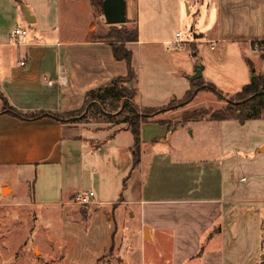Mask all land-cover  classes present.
<instances>
[{"label":"crops","instance_id":"0c3cea01","mask_svg":"<svg viewBox=\"0 0 264 264\" xmlns=\"http://www.w3.org/2000/svg\"><path fill=\"white\" fill-rule=\"evenodd\" d=\"M169 1L177 9L187 0ZM139 2L125 0L129 23L137 20ZM205 9L204 23L191 40L182 35L181 48L174 45L179 31L141 38L138 28L137 41L125 45L139 108H159L186 94L195 63L186 49L206 59L201 78L220 92L219 82L227 75L221 70L230 69L228 45L248 44L259 54L251 43L264 35V0H209ZM24 11L32 23L25 21ZM101 18L89 0H0V196L5 185L4 198L21 195L30 205L58 214L60 245L67 249L64 264L86 263L109 251L120 258L109 264H263L264 163L259 159L264 138L248 150L232 137L233 129L250 121L202 119L171 128L159 121L178 120L190 109L157 115L139 125V162L133 169L128 127L113 131L1 113L4 103L23 115L72 113L81 109L87 92L124 77V62L114 60L108 43L95 39L104 30ZM15 28L26 31L18 45L10 39ZM240 68L236 90L252 75L249 66ZM201 123L214 130L215 159H187L193 145L186 140L195 137L190 128ZM89 192L94 204L81 207L92 212L84 224L74 198ZM128 218L137 220L133 245L125 239Z\"/></svg>","mask_w":264,"mask_h":264},{"label":"rangeland","instance_id":"374dc122","mask_svg":"<svg viewBox=\"0 0 264 264\" xmlns=\"http://www.w3.org/2000/svg\"><path fill=\"white\" fill-rule=\"evenodd\" d=\"M208 1L209 0H197V2L193 4L189 3L187 0L183 1L182 4L180 3L177 9H174L173 3L169 0H140L138 4L137 20L134 22V25L137 26L141 38H147L148 35L151 38H162L168 32L171 33L170 36H172L175 31H179L184 38L191 40L192 32L200 29L206 19L205 8L208 5ZM201 4L203 5L201 6ZM198 11H200L199 16L197 15ZM132 12H135L134 6L132 7ZM105 24L102 26L104 30L103 32L100 31L101 34L106 30ZM6 30L8 29L6 28L5 31ZM233 45L238 49L232 45H228V52L230 53L228 54V60L225 61L230 69L228 71L221 70L223 74L229 75V78L225 75L224 80L219 82L218 87L222 89L223 93H221L226 97L222 96L218 98L211 92L202 90L198 92L189 105L167 113H174L185 108L190 109L189 111L194 113L196 111L208 109L219 110L225 107L230 97L241 89V87L238 90L235 89L237 84H234V81L237 82L240 78V66L245 65V67H248L246 62L248 59L253 65L252 70L255 71V74L264 75V60L258 56L259 54L257 55V53L250 51L251 49H248V44L234 43ZM216 46L217 49H220V45ZM184 51H186L190 59L195 62L193 68L198 65L203 66L204 61L207 62L203 56L202 58H204V60L199 56L193 57L189 49ZM217 53H219V51L212 52L211 55L215 56ZM240 53L243 59H240ZM244 57L247 60H244ZM249 79H251V75ZM167 113L160 114V116ZM92 115L90 113H85L80 120L85 122L84 124L101 127L102 129H112L113 131L128 127L127 124L119 123L117 116H108L107 113H101L99 116L95 115L96 118H94ZM186 115L178 120L162 121H165L169 127L176 128L178 125L183 126L189 122L182 121V118ZM204 119L207 118L205 117ZM249 123L250 124H246L242 128L238 126L232 131L233 140H235L236 143H246L244 146L246 149L250 148L252 143L264 138V120H252ZM206 125V123L195 124L190 128L191 130L195 128V137L186 140V143L193 145V148L190 147V150H188L189 152L186 153L188 156L187 159L193 158L195 160L207 161L217 157L213 152L214 148L217 147L213 140L215 135V133H213L214 130L211 131L207 129V127L204 128ZM250 137H253L252 142H250ZM206 151L211 152L207 154ZM247 158L250 159L251 156L248 154ZM259 162L261 165L264 163V156L259 159ZM254 170V172H257L258 167ZM192 185L194 184L192 183ZM4 189H6V191H4ZM87 189L86 184L82 190L86 191ZM8 193L9 190L3 185L1 188L2 196H0V264H64V260L67 259V249L60 245L62 241V220L58 217V214L30 205L28 199H25V197L22 198L21 195L18 197V200L4 198ZM22 200L24 201L20 203ZM79 207L80 208H77V212L75 213L78 215L77 218L81 221L83 220L82 222L84 223L92 212L90 208L83 211L80 210L83 206ZM136 222L137 220L135 219L128 218L125 220L128 226L127 231H129L125 232V239L127 243L132 245L134 244L133 236L136 233ZM145 240L147 242L149 241L147 234ZM261 245V253L264 255V224L261 228ZM128 254V252H125L123 255ZM115 258L113 253L109 251L100 257L93 258L91 256V258L86 259V263L82 264H109V262ZM262 258L263 257H260V262ZM118 260H120L119 256L116 258V262H118Z\"/></svg>","mask_w":264,"mask_h":264},{"label":"trees","instance_id":"16d2710c","mask_svg":"<svg viewBox=\"0 0 264 264\" xmlns=\"http://www.w3.org/2000/svg\"><path fill=\"white\" fill-rule=\"evenodd\" d=\"M93 12L102 16V0H89ZM106 30L95 36L97 41L109 44L112 56L116 61L124 62L126 75L112 79L105 86L86 93L81 109L68 114H51L36 112L23 115L11 109L6 103L3 104L1 113H6L22 120H36L49 117L61 123H85L80 120L85 113H90L94 118L101 113L108 116H117L119 123L128 125L133 136V169L139 162V125L152 120L153 117L167 112L176 111L179 108L192 103L198 92L207 90L221 98L222 93L214 86L203 82L202 78L190 82V88L181 99H173L168 104L159 108H139L135 103L137 94L134 86L135 70L131 66V52L125 47L127 43L137 41V26L134 23L124 21L120 25L105 24ZM260 58L264 60V35L260 41L252 42ZM251 73H255L249 61H246ZM133 83V84H132ZM226 97V96H224ZM96 115V116H95ZM207 118L209 121H236L238 124L252 120H264V75L255 74L249 84L245 85L240 92L233 94L225 107L219 110H203L190 113L182 118V121H199ZM108 118V117H105ZM110 122V121H109ZM160 124H167L159 121Z\"/></svg>","mask_w":264,"mask_h":264},{"label":"water","instance_id":"95a60500","mask_svg":"<svg viewBox=\"0 0 264 264\" xmlns=\"http://www.w3.org/2000/svg\"><path fill=\"white\" fill-rule=\"evenodd\" d=\"M23 17L27 23H32L33 19H29L27 11L22 12ZM101 13L104 22L108 25H120L125 21V0H102ZM202 67L195 66L193 74L188 78L189 82L201 78ZM255 74L252 73L251 78H254ZM264 258V255H263Z\"/></svg>","mask_w":264,"mask_h":264},{"label":"built area","instance_id":"2783aa9c","mask_svg":"<svg viewBox=\"0 0 264 264\" xmlns=\"http://www.w3.org/2000/svg\"><path fill=\"white\" fill-rule=\"evenodd\" d=\"M26 35V31L20 28H15L11 34L10 39L15 44L18 45V41L20 38ZM176 40L174 41V45L178 48H181L184 40L182 39V34L180 32L175 33ZM214 47L212 46L211 49ZM23 65V63H21ZM74 203L78 206H91L94 204L93 202V193L89 192L88 194H77L74 198Z\"/></svg>","mask_w":264,"mask_h":264},{"label":"bare ground","instance_id":"6f19581e","mask_svg":"<svg viewBox=\"0 0 264 264\" xmlns=\"http://www.w3.org/2000/svg\"><path fill=\"white\" fill-rule=\"evenodd\" d=\"M4 191H6V189H4Z\"/></svg>","mask_w":264,"mask_h":264}]
</instances>
